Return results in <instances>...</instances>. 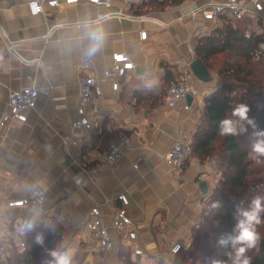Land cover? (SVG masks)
Here are the masks:
<instances>
[{
	"label": "crops",
	"instance_id": "1",
	"mask_svg": "<svg viewBox=\"0 0 264 264\" xmlns=\"http://www.w3.org/2000/svg\"><path fill=\"white\" fill-rule=\"evenodd\" d=\"M29 1L0 0V111L6 109L11 91L30 87L39 90L36 108L27 113L26 122L7 124L0 131V212L4 220L14 218L20 225L18 216L29 215L36 208L57 209L73 230L84 225L90 209L97 205L103 224L109 227L120 206L116 197L125 193L129 200L127 214L135 224L138 243L154 242L165 251L176 243L183 245L200 221L206 202L198 182H206L209 194L213 189L209 178L216 173V165L212 160L200 162L192 154L175 174L164 157L181 131L192 142L204 105L191 100L186 110L183 106L189 104L185 99L169 107L167 91L152 109L140 108L138 102L166 83L164 66L172 67L176 81L184 77L185 65L194 59V44L219 24L184 15L222 0H185L178 6L150 12H142L148 6L141 7L148 0H111L109 9L91 5L88 0L73 4L58 0V7L45 5L44 13L34 16L28 11ZM139 16L167 26L134 20ZM86 19L99 21L106 34L103 46L92 56L85 55L88 42L81 23ZM242 24L247 32L255 30L253 19L248 25ZM140 30H146L145 40L140 39ZM8 42L16 45L20 58L8 53ZM116 53L125 54L135 68L119 81V89L112 91L105 73ZM37 58L38 65L27 64ZM83 62L99 81L102 96L86 110L93 128L78 146L70 148L69 154L62 141L70 139L71 124L77 118ZM192 78L205 101L215 85L208 87L194 75ZM140 89L147 90L148 95ZM111 131H124L129 142L122 147L118 162L97 173H84L78 165L86 164L88 169L98 165L106 151L101 150L102 142ZM33 190L44 193L40 206L16 213L5 211L7 200L24 197ZM75 237L77 243L89 247L84 230ZM123 242L124 237H120L119 250L128 252ZM152 257L156 256L139 260L130 255L141 264Z\"/></svg>",
	"mask_w": 264,
	"mask_h": 264
},
{
	"label": "trees",
	"instance_id": "2",
	"mask_svg": "<svg viewBox=\"0 0 264 264\" xmlns=\"http://www.w3.org/2000/svg\"><path fill=\"white\" fill-rule=\"evenodd\" d=\"M184 1L148 0L141 7L164 8L166 5L178 6ZM237 23L241 22L221 16L219 24L194 45V59L206 70L210 60L223 56L219 75L228 80L217 85L205 98L201 124L191 142L192 154L200 162L215 161L220 182L209 195L203 209L202 226L194 229L196 235L191 244L187 248L182 247L172 258V264H211L214 259H226V249L220 247L217 241L222 235L232 233L237 205L243 202L242 206L247 208L254 196L264 197V160L256 163L248 156L250 145L256 138L254 132L264 130V31L247 32L244 25L240 27ZM163 68L166 83L170 86L176 82L172 67ZM164 95L163 91L157 95L158 104ZM241 102L250 106V116L255 119L256 129L248 126L247 132L239 137L219 136L218 122L231 112L235 103ZM119 134L125 135V132L119 131ZM216 202H219V208L214 207ZM261 228L262 225L259 230ZM16 231L25 249L22 253L12 251L6 264H46L52 260L47 250L55 249L62 238L61 226L49 231H25L18 227ZM38 235L43 237V245L36 243ZM119 255L130 258V253L122 250ZM248 255L252 256V264H264V240L258 250ZM160 264L163 263L160 261Z\"/></svg>",
	"mask_w": 264,
	"mask_h": 264
},
{
	"label": "built area",
	"instance_id": "3",
	"mask_svg": "<svg viewBox=\"0 0 264 264\" xmlns=\"http://www.w3.org/2000/svg\"><path fill=\"white\" fill-rule=\"evenodd\" d=\"M79 0H64L65 4L77 3ZM91 5L102 6L106 9L111 7V0H88ZM56 8L60 5L58 0H31L27 3L28 11L31 15L44 13V6ZM117 16H121L117 13ZM221 16H226L234 22H241L248 25V20L253 19L256 23V32H262L264 27V3L263 0H222L219 3H212L199 6L188 11L184 18L200 17L205 22L219 21ZM134 20L139 22H151L159 27H166L155 19L147 16L134 17ZM247 28H249L247 26ZM50 36L47 33L45 38ZM139 36L141 40L147 37L146 30H140ZM7 51L16 58H20L16 45L7 43ZM27 64L38 65L39 59H34ZM190 62L184 69V77L175 83L171 84L167 89L166 102L169 107H175L179 100H185L186 96L192 100H198L199 106L204 105V99L200 96L197 86L193 83V74L190 70ZM135 68V65L123 53H116L111 57V65L105 73V78L109 82L112 91L119 89V81L127 78L130 72ZM89 71V65L83 62L80 65V73L82 76L79 79V101L76 109L77 118L71 124L70 139H63L62 145L70 154V148L79 145L81 140L93 128V123L87 116L86 110L96 104L102 96V90L97 78ZM47 90V89H46ZM39 90L35 88H24L11 91L8 96L6 109L0 111V131L3 126L12 123L23 124L27 120V113L34 111L36 108ZM184 109H190L191 105L184 104ZM128 138L119 134L118 137L109 143L106 151L102 156V160L93 169H88L86 164L80 163L78 166L84 173H97L115 165L120 157V152L123 146L128 145ZM192 155L191 142L187 139L184 131H181L178 137L173 141L167 150L164 161L172 173L178 174L184 162ZM73 164H76L72 161ZM117 200L120 206L115 209L110 226L103 224L99 213L98 206L95 205L90 209V212L84 222L83 229L88 234L89 247L92 251L110 253L117 255L119 253L118 239L124 237L123 247L130 255L137 259H142L148 256H158L160 248L154 242L138 243V235L136 227L130 216L127 214L129 200L125 193L117 195ZM44 201V193L39 190H33L26 196L16 199H9L5 203V211L16 213L27 207H38ZM9 225L14 227L18 223L13 220L7 222L0 212V264H6V261L12 251L22 253L25 245L18 235L16 230L9 228ZM12 226V227H13ZM111 231V232H110ZM178 243L170 246L166 250V257L173 258L183 247L180 245L179 251L174 252L173 249Z\"/></svg>",
	"mask_w": 264,
	"mask_h": 264
},
{
	"label": "clouds",
	"instance_id": "4",
	"mask_svg": "<svg viewBox=\"0 0 264 264\" xmlns=\"http://www.w3.org/2000/svg\"><path fill=\"white\" fill-rule=\"evenodd\" d=\"M84 39L87 40L85 49L86 56H92L98 52L105 41V31L99 21L84 20L81 23ZM251 108L247 103H235L232 110L223 119L218 122V135L221 137H239L246 133L248 126L256 129L255 119L250 116ZM256 137L251 145L248 156L256 163L264 160V130L254 132ZM237 205L234 219L235 225L232 233L222 235L217 243L220 247L226 249L225 257L222 260H212L211 264H252V256L248 255L253 250H258L264 235L259 228L264 225V197L256 195L251 199L250 205L247 208ZM214 207L219 208V202L214 204ZM36 225V218L26 220L23 224V230L31 231ZM36 243L44 244L43 237L38 235ZM180 245H176L174 252L179 251ZM48 255L52 260L46 264H73L75 252L68 248L65 250L51 249L47 250Z\"/></svg>",
	"mask_w": 264,
	"mask_h": 264
},
{
	"label": "rangeland",
	"instance_id": "5",
	"mask_svg": "<svg viewBox=\"0 0 264 264\" xmlns=\"http://www.w3.org/2000/svg\"><path fill=\"white\" fill-rule=\"evenodd\" d=\"M263 3H264V0H263ZM167 7L168 5H166L164 8L166 9ZM158 8L159 7H156V6H150V7L144 8L142 12H150V11H153L154 9L157 10ZM237 25L240 27H243L242 23H237ZM262 31H264V27L262 28ZM222 64H223L222 55H219L208 62L207 70L209 71L210 79H211L210 82L208 83V87H212L213 85H215L216 87L217 85H221L222 83H225L226 81H228L226 78L223 77V75H219V71L222 68ZM174 77H176V74L174 75ZM168 88H169V85L167 83H162L160 84L159 88L153 93V95L157 92H159L160 94L161 91L166 93ZM140 91H141L140 93H142L143 95L145 94L148 95L146 93L147 90L140 89ZM153 95L146 98V100L139 101L138 105L140 106V108L149 107L150 109H152L153 107L158 105L157 95L155 97ZM107 133L108 134L105 137V141L102 142L101 150L107 149L106 146H108L109 143L115 140L119 135V132H115V131H111ZM209 180L214 189L220 182V173L216 171V173L213 174L209 178ZM213 189L206 196V202H205L204 208L207 205L208 197L213 191ZM30 213L31 214L29 215L21 216L22 218L18 216V218H20V221L22 219L21 224L20 225L18 224L19 225L18 227L23 228L24 222L34 217L36 218V225L34 227L36 231H49L52 228L61 226L62 227V238L55 245V249H59V250H65L68 248L73 249L75 252V255L73 257V264H141V263L133 261L129 257L127 258L124 255L108 256L99 251H92V249L88 247V244L86 243H77L75 234L76 233L78 234L81 231L83 232L84 230L83 226L79 228L76 227L73 230H71L67 219L57 209L43 211V210L36 208L34 209L33 212H30ZM202 214H203V211L200 216V221L190 231L188 241L183 244L184 248H187L191 244L193 237L196 235V233H194V229H196L198 226H202V223H201ZM205 224H207V222L204 223V225ZM18 227L16 226L12 228L13 230H16V228ZM260 232L262 233V235H264V225H262ZM165 254H166V251L160 249V254L158 256L152 257L149 260H145L144 263L142 264H160V261L163 264H172L173 259L166 257Z\"/></svg>",
	"mask_w": 264,
	"mask_h": 264
},
{
	"label": "water",
	"instance_id": "6",
	"mask_svg": "<svg viewBox=\"0 0 264 264\" xmlns=\"http://www.w3.org/2000/svg\"><path fill=\"white\" fill-rule=\"evenodd\" d=\"M189 67H190L192 74L195 76L197 80H199L202 83L210 82L211 79H210L209 72L205 69V67L201 63H199V61L193 59L190 62ZM191 100H192L191 97L186 96V101L189 105L191 103ZM198 188L203 197H206L208 195V187L205 181H199Z\"/></svg>",
	"mask_w": 264,
	"mask_h": 264
}]
</instances>
